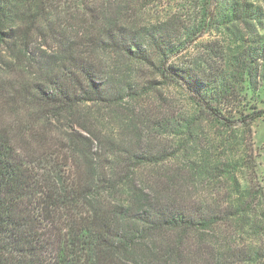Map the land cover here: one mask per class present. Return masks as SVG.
<instances>
[{"label":"trees","instance_id":"16d2710c","mask_svg":"<svg viewBox=\"0 0 264 264\" xmlns=\"http://www.w3.org/2000/svg\"><path fill=\"white\" fill-rule=\"evenodd\" d=\"M120 1L0 0V264H264V0H173L197 14L142 40L106 14ZM170 86L184 112L151 118ZM93 107L134 137L98 133Z\"/></svg>","mask_w":264,"mask_h":264},{"label":"rangeland","instance_id":"374dc122","mask_svg":"<svg viewBox=\"0 0 264 264\" xmlns=\"http://www.w3.org/2000/svg\"><path fill=\"white\" fill-rule=\"evenodd\" d=\"M194 5L190 4L188 1H178L173 2V0H137L130 2V0H122L118 4H109V8L106 9L107 15H112L116 12L119 13V19L120 24L129 27L130 33L136 34L135 37H137L139 40H142L143 37H138V35H144V31L151 29L155 26H160L163 21H165L167 10L173 9L179 10L181 14L180 22L183 24H186L185 22L189 21V18L191 16H195L197 14V11L193 10ZM183 8V10H182ZM168 21V20H167ZM166 23V22H165ZM204 39L205 41L208 40V34L203 35L200 39ZM113 60H118L116 56L112 57ZM105 61L107 63L111 62L110 58H105ZM137 65L132 66L131 70L129 72L130 76L133 77V79L137 80V82H140L141 84L146 85L147 80H151L150 77V71L142 68L137 70ZM151 99H149L148 103L151 105L147 109L151 112L150 117L155 118L161 117V113L163 111L160 109V106L163 104L164 99H166L169 103L166 105V108H169L170 111L173 112L174 116H177L179 113H183L184 109L187 105V100L183 93L173 87H167V90H165L164 95L160 98V95L156 92L150 91ZM262 100L263 104H260V108L264 109V88L262 89ZM137 104H127L128 109H134L136 113H138L140 110L136 109ZM124 109V108H123ZM144 109V111H147ZM124 111H117V113H120V116H116L115 112L108 116L106 112L102 111L97 113V108H92L91 113L89 116H87L89 119L88 121L98 130V133L104 134L106 137H109L115 141V143H120L121 141H127L133 138V134L126 130V127L124 124H122V121L125 120L127 117H124ZM130 111V110H128ZM87 112V111H86ZM98 119L96 122L95 120ZM135 117L134 119H137ZM120 119V120H119ZM140 121H142V118H138ZM137 122L135 124H138ZM141 124V123H140ZM139 134L141 140L144 139V143L146 145L148 141V134L151 138V143L154 146L155 149H164L167 148L170 145L171 137L165 133H160L159 131L155 130H146L149 133L147 134L146 131L144 132L145 126L139 125ZM253 129L255 130V137L253 139V148L254 152L260 155V158L257 159L256 165H257V174L259 177V180L262 184V187H264V116L263 118L257 122ZM141 131V132H140ZM154 131V132H153ZM209 138V133L207 130H205V134L200 139V144L205 145ZM135 140V139H134ZM142 142V141H141ZM198 192L204 193V197H209V192L205 189H195L190 190V194L193 197V200L199 199V196H196ZM205 198V199H206ZM51 236V235H50ZM239 239V238H238Z\"/></svg>","mask_w":264,"mask_h":264}]
</instances>
